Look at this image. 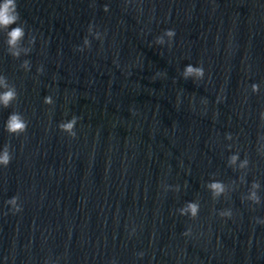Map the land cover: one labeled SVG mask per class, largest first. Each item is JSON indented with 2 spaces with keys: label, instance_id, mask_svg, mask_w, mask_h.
<instances>
[{
  "label": "clouds",
  "instance_id": "obj_1",
  "mask_svg": "<svg viewBox=\"0 0 264 264\" xmlns=\"http://www.w3.org/2000/svg\"><path fill=\"white\" fill-rule=\"evenodd\" d=\"M19 19V13L17 11V5L16 0H4L3 4H0V26L7 27L11 24H14ZM9 44L11 46H15L17 42L23 37L24 31L21 27H16L12 29L9 33ZM168 35H174V31H169ZM14 55H18V53H14ZM194 69L189 66L187 68V71L185 75L193 72ZM199 71V70H196ZM202 74V73H201ZM15 91L14 90H8L4 92L3 94H0V102H2L5 107L8 106L9 102L15 98ZM50 98L45 97V103H50ZM75 123V120H73L70 123L62 124L61 128L64 130H71L73 125ZM26 129L25 122L20 118L17 114H12L7 122V130L11 133H18L22 132ZM9 155L7 151L0 156V163L7 165L9 163ZM233 160H235V157H233ZM213 189H215L217 192H220L223 190L222 186L220 184H213L211 185ZM14 203V200L11 201ZM190 210L192 211V214L195 215L197 211V205L190 204L189 205Z\"/></svg>",
  "mask_w": 264,
  "mask_h": 264
}]
</instances>
